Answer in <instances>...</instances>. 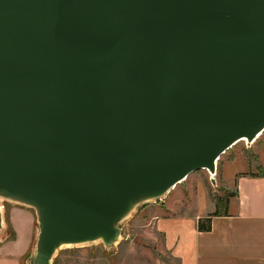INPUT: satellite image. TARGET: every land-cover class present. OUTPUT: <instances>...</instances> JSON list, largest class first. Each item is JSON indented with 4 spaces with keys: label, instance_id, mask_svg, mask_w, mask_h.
<instances>
[{
    "label": "water",
    "instance_id": "water-1",
    "mask_svg": "<svg viewBox=\"0 0 264 264\" xmlns=\"http://www.w3.org/2000/svg\"><path fill=\"white\" fill-rule=\"evenodd\" d=\"M264 130V0H0V198L30 264Z\"/></svg>",
    "mask_w": 264,
    "mask_h": 264
},
{
    "label": "rangeland",
    "instance_id": "rangeland-1",
    "mask_svg": "<svg viewBox=\"0 0 264 264\" xmlns=\"http://www.w3.org/2000/svg\"><path fill=\"white\" fill-rule=\"evenodd\" d=\"M264 173V130L250 144L238 141L222 153L215 162L213 177L208 172L198 169L190 172L182 181L160 200H150L136 205L119 223L120 234L117 241L109 246L91 242L80 246L63 247L56 250L51 264H119L112 258L115 255H139L146 249L152 259H162L163 264H172L171 251L167 246L165 234L157 228L155 222L168 221L174 226L175 235L172 244L189 232L194 216L204 211L201 218L205 224L207 214L222 212L228 202L234 200V180L240 174ZM12 205L0 198V213H7ZM23 208V207H22ZM33 215V244L36 232L35 215L31 208L24 207ZM207 209L209 210L207 212ZM111 246L112 249L109 247ZM172 246V247H171ZM31 254V256H32ZM57 258H61L57 263ZM31 257L26 264H30ZM120 264H128L123 262Z\"/></svg>",
    "mask_w": 264,
    "mask_h": 264
},
{
    "label": "crops",
    "instance_id": "crops-1",
    "mask_svg": "<svg viewBox=\"0 0 264 264\" xmlns=\"http://www.w3.org/2000/svg\"><path fill=\"white\" fill-rule=\"evenodd\" d=\"M234 187V200L227 203L225 214L210 217L208 230L196 228L205 214L199 212L186 236L172 244L174 226L168 221L154 223L165 234L167 246H173L172 264H264V173L240 174ZM22 207L12 206L5 215L0 213V230L5 232L0 241V264H26L31 257L33 215ZM150 258L143 249L139 255L121 254L112 259L119 264H163L162 259Z\"/></svg>",
    "mask_w": 264,
    "mask_h": 264
},
{
    "label": "trees",
    "instance_id": "trees-1",
    "mask_svg": "<svg viewBox=\"0 0 264 264\" xmlns=\"http://www.w3.org/2000/svg\"><path fill=\"white\" fill-rule=\"evenodd\" d=\"M221 214H225L226 213V206L223 209L222 212H220ZM219 213L217 211H213L212 213H209L206 215L205 217V224L202 223L201 219H198L196 222V228L198 230H208L210 227V217L214 216V215H218Z\"/></svg>",
    "mask_w": 264,
    "mask_h": 264
},
{
    "label": "bare ground",
    "instance_id": "bare-ground-1",
    "mask_svg": "<svg viewBox=\"0 0 264 264\" xmlns=\"http://www.w3.org/2000/svg\"><path fill=\"white\" fill-rule=\"evenodd\" d=\"M260 134V133H259ZM258 134V135H259ZM257 135V136H258ZM238 141H245L246 143H248V144H250L251 142H247L244 138H241V139H239ZM237 141V142H238ZM206 171V170H205ZM213 174L214 173H209V175L211 176V177H213ZM177 184V183H176ZM175 186V185H174ZM174 186L173 187H171L167 192H166V195H164V197H166L169 193H170V191L174 188ZM163 196L162 197H159V198H157L156 200H160V199H162V198H164ZM10 204H12V205H14V204H17V203H15V202H12V201H8ZM23 207H25V206H23ZM4 237H5V232L4 231H2V230H0V241L1 240H3L4 239ZM63 247H70V246H68V245H63V246H61V247H59L58 249H60V248H63ZM110 249H112L111 248V246L109 247ZM57 249V250H58Z\"/></svg>",
    "mask_w": 264,
    "mask_h": 264
},
{
    "label": "built area",
    "instance_id": "built-area-1",
    "mask_svg": "<svg viewBox=\"0 0 264 264\" xmlns=\"http://www.w3.org/2000/svg\"><path fill=\"white\" fill-rule=\"evenodd\" d=\"M208 175H209V173H208ZM209 177L211 178V176L209 175Z\"/></svg>",
    "mask_w": 264,
    "mask_h": 264
}]
</instances>
